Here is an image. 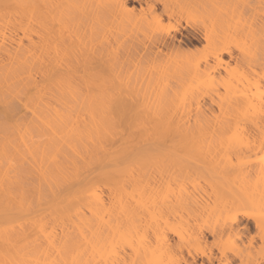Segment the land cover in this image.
<instances>
[{
	"label": "bare ground",
	"instance_id": "6f19581e",
	"mask_svg": "<svg viewBox=\"0 0 264 264\" xmlns=\"http://www.w3.org/2000/svg\"><path fill=\"white\" fill-rule=\"evenodd\" d=\"M0 264H264V0H0Z\"/></svg>",
	"mask_w": 264,
	"mask_h": 264
},
{
	"label": "rangeland",
	"instance_id": "374dc122",
	"mask_svg": "<svg viewBox=\"0 0 264 264\" xmlns=\"http://www.w3.org/2000/svg\"><path fill=\"white\" fill-rule=\"evenodd\" d=\"M223 13H224L223 11H221V12L219 11V13L213 12L211 15L210 14L202 15L201 13L193 12V13H189L188 15H182L179 17V19H180V24H181L183 29L185 28L188 31L195 30L198 32V34L202 35L203 31L205 32L204 28L206 26H209V21L212 20L213 18H216L217 21H219V19L223 18V15H224ZM102 35L103 34L101 31H100V33L98 32V35H97L98 41L102 40V38H103ZM104 40L105 41L107 40V31L105 32ZM231 41H232L231 43H233V45L231 44V47H235V48H233L234 50L232 48L231 49L233 50V53L235 54L234 56H236L238 54V49L240 46H239V43H236L235 40H231ZM205 44H206V41L201 36H198L197 39H192L190 42H187V46H185V47H189L187 49H192V50L196 49V50H193L194 52L196 51L195 54L197 53L196 56L195 55L194 56L195 57H202L205 53L208 52V47L206 48L207 44H206V46H205ZM204 51H205V53H204ZM200 52H202V53H200ZM199 53H200V55H198ZM225 57H226L225 59L228 58L227 56H225ZM126 62H129V61L126 60ZM229 62L231 64L234 63L233 60H230ZM101 69H102V63H101V61H98L97 70H98L99 76L101 73ZM237 87L239 88L240 85H238ZM223 92H224V89L219 87V93H223ZM216 93H213V95L215 94L214 95L215 98L211 94V97L208 96L207 97L208 99H206V97H205L204 98L205 100L203 101V102H206V106L210 108L209 111H207V113H209V116L211 118H213L214 116L222 117L224 115V113L221 112L222 110L220 109V107H224L226 104L219 103V98H218L219 93H217L218 95ZM212 97L214 100L212 99ZM196 106L197 105L195 103H192V105L190 106L189 112H187V113H182L181 110L179 109V107H177L176 111L169 112V114H174V116H180V115H184V114H188V113L193 114ZM111 111H112L111 115L117 114L114 108H112ZM247 223H248V225H251V222H247ZM251 229L253 230L252 226H251ZM132 242H131V245H132L131 246L130 244H128L127 240L122 239L120 242V247L118 248L119 249L118 251H120L121 254L122 253H130L132 251L131 248L132 247L134 248V244H135L134 242L132 244Z\"/></svg>",
	"mask_w": 264,
	"mask_h": 264
}]
</instances>
